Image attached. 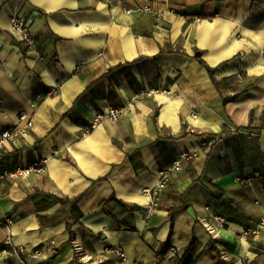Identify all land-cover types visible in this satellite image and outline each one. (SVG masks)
Masks as SVG:
<instances>
[{
  "label": "crops",
  "instance_id": "1",
  "mask_svg": "<svg viewBox=\"0 0 264 264\" xmlns=\"http://www.w3.org/2000/svg\"><path fill=\"white\" fill-rule=\"evenodd\" d=\"M146 4L153 10L126 11ZM12 17L31 23L34 48L11 31ZM144 89L172 94L135 99ZM130 103L119 121L90 128L98 111ZM22 111L33 125L0 147V169L45 160L47 172L2 184L0 216L14 222L0 228V249L18 254L0 264H264V229L243 235L264 216V129L248 128L264 112V0H8L0 133ZM183 150L199 156L148 214L144 189ZM80 195L74 208L59 199ZM218 214L228 259L202 223Z\"/></svg>",
  "mask_w": 264,
  "mask_h": 264
},
{
  "label": "built area",
  "instance_id": "2",
  "mask_svg": "<svg viewBox=\"0 0 264 264\" xmlns=\"http://www.w3.org/2000/svg\"><path fill=\"white\" fill-rule=\"evenodd\" d=\"M8 0H0V4L5 3ZM152 7L148 4L144 6L136 7V9H127V13H132L135 11L139 12H150L152 11ZM170 13L179 14L178 11H175L174 9H171L169 11ZM159 17L164 16V12L158 13ZM202 17H198L195 19V21L201 20ZM11 31L14 34L20 35L22 41L26 43V45L30 48L35 47V39L31 27V23L24 18L21 17H12L11 18V25H10ZM166 93V94H172V91L170 89H144L141 90L138 95L135 97L141 98L144 96L152 95L154 93ZM134 99V100H135ZM132 103L121 106V107H107L105 109H102L97 112L94 119L91 122V129H95L99 123L105 119L108 118L113 123L120 120V118L126 113L128 106H130ZM33 122L32 118L29 117V115L22 111L17 115V121L14 125L4 129L0 133V147L4 145L6 141L9 139L18 136L20 134H23L27 132V130L32 127ZM239 130L233 128L232 133H237ZM223 140V135H219L214 139H207L203 142V145L206 147H211L217 142H221ZM199 156V152L197 150H183L180 155L179 159L176 160L173 164L170 166H167L161 170H159L158 173V182L153 187L145 188L143 191V195L146 198V204H145V211L148 214L153 213L160 201V195L161 191L167 186V184L171 181L172 178L179 175L183 170L182 162L184 160H191L194 158H197ZM47 172V167L45 160H39L32 164H26V165H16L12 168H4L0 169V188L4 181L6 179H19V178H27L32 174H45ZM14 220L12 216H0V228L1 227H7L11 228V225L13 224ZM203 225L205 226L207 232L211 236V239L215 242L216 247L218 248L220 255L224 259H228V256L226 255V247L220 242V233L221 230L228 224V218L225 215H215L213 217L212 221H207L203 219L202 221ZM264 229V216L259 222V224L253 228L251 231H244V236H249L250 234L258 235L261 233V231ZM13 242L12 237H9L6 241L7 246L11 245ZM73 246L75 252L80 255L83 253V246L81 243H79L77 240L73 241ZM109 252H113L116 255L125 258V252L122 248H116V249H110ZM18 254L17 250L11 251L10 249H0V256H9ZM40 255V251L36 250L35 253L32 255L33 257H38Z\"/></svg>",
  "mask_w": 264,
  "mask_h": 264
},
{
  "label": "trees",
  "instance_id": "3",
  "mask_svg": "<svg viewBox=\"0 0 264 264\" xmlns=\"http://www.w3.org/2000/svg\"><path fill=\"white\" fill-rule=\"evenodd\" d=\"M203 54H204L203 51H201V50H199V49H195V51H194V58H196L197 61H198L202 66H204V67L208 70V72H209V74H210V76H211V78H212L214 84L218 87V86L220 85V81H218L217 78H216V76H215V74H216V67H211V66H209L208 63H207V62L205 61V59L203 58ZM134 62H135V61H134ZM117 67H118V66H117ZM117 67H113V68L109 71V74L112 73ZM241 94H242L241 92H237V93H235L233 96H225V97H223V101H224V103H227V102H229V101L235 100V99H237ZM252 119H253V117L251 116V121H252ZM248 128H249V129H256V130H258L259 132L262 131V130L264 129V112H263V114H262V117H261V121H260V123H259L258 125H252V124H250V125L248 126ZM81 198H82V195H80V196L74 198L73 200H68V199H64V198H59V199H60L61 202H67V201H68V202H71L72 205H73V208H74V207L76 206V204L78 203V201L81 200Z\"/></svg>",
  "mask_w": 264,
  "mask_h": 264
},
{
  "label": "water",
  "instance_id": "4",
  "mask_svg": "<svg viewBox=\"0 0 264 264\" xmlns=\"http://www.w3.org/2000/svg\"><path fill=\"white\" fill-rule=\"evenodd\" d=\"M224 198H227V195H226ZM136 208H137V209H141V207H140V206H136Z\"/></svg>",
  "mask_w": 264,
  "mask_h": 264
}]
</instances>
